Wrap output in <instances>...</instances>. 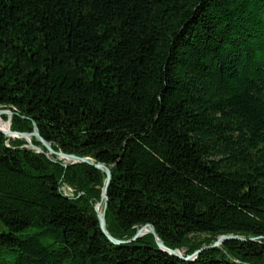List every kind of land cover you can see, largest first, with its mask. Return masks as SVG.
<instances>
[{
	"label": "trees",
	"instance_id": "16d2710c",
	"mask_svg": "<svg viewBox=\"0 0 264 264\" xmlns=\"http://www.w3.org/2000/svg\"><path fill=\"white\" fill-rule=\"evenodd\" d=\"M0 109L109 166L113 237L256 238L115 244L103 170L0 132V264H264V0H0Z\"/></svg>",
	"mask_w": 264,
	"mask_h": 264
},
{
	"label": "water",
	"instance_id": "95a60500",
	"mask_svg": "<svg viewBox=\"0 0 264 264\" xmlns=\"http://www.w3.org/2000/svg\"><path fill=\"white\" fill-rule=\"evenodd\" d=\"M2 115H9L11 117L13 115V113L10 110L0 109V116H2ZM0 132H2L5 135H9V136H17V137L25 138V139H27L28 142H31L32 137H36L51 153L58 154L61 157L66 158L68 161H71L72 163H87L89 165H92V166L100 169V170H103L106 174V181H105V185H104L103 190H102V199L98 203V205L96 206V211H97L98 218L100 221L101 229L106 234V236L115 244L132 242V241H135L138 238L142 237L143 235L150 233V234L155 236L156 242L162 250L167 251L170 254L178 256V257L183 258L185 260H194L203 250L208 249V248L218 247L220 244H222L223 242H225L227 240H244L245 241V240H255L256 239V238L247 239V238L237 236V235H222L212 245L204 246L201 249L194 252L193 254L187 255V256H184L183 251L180 249H173V248L168 247L163 242V240L159 237L155 227L152 224H146V225L142 226L138 230L136 235L133 237V239H131V240H127V241L126 240H119V239L113 237L107 229L106 211L108 208V188H109V185H110L111 179H112V171L109 168V166H107L106 164L101 163V162H96L89 157H81V156H78L75 154H67V153H64L62 151H59V152L55 151L53 149L51 143L48 142L47 140H45L41 136L37 126H35V128L32 132H17V131H13L11 129L3 130L1 128H0ZM34 147L38 152L45 153V151L43 149H41L40 147H38V146H34ZM101 207H102V209H101Z\"/></svg>",
	"mask_w": 264,
	"mask_h": 264
},
{
	"label": "rangeland",
	"instance_id": "374dc122",
	"mask_svg": "<svg viewBox=\"0 0 264 264\" xmlns=\"http://www.w3.org/2000/svg\"><path fill=\"white\" fill-rule=\"evenodd\" d=\"M3 116H7L9 119H12V116L10 117L9 115H2V116H0V117H2L3 118ZM4 119V118H3ZM9 119L8 120H5V121H8L10 124H11V122L9 121ZM12 130V129H11ZM14 131V130H13ZM18 132V131H17ZM7 136H9V135H7ZM10 137H12L13 139L14 138H20V139H25V138H22V137H17V136H10ZM36 137H32L31 138V142H28L27 141V139H25V141L27 142V144L29 145V146H31V147H33V148H35L34 146H35V142L33 141V139H35ZM37 139V138H36ZM43 145V144H42ZM44 146V145H43ZM38 147H40L41 149H43L41 146H38ZM44 150V149H43ZM45 151V150H44ZM46 153L49 155V156H51V157H53V158H55L56 159V161H65L66 163L67 162H70V161H68L66 158H64V157H61L60 155H58V154H55V153H51V152H49L48 151V149L46 148ZM56 151V150H55ZM57 152H59V151H57ZM69 193H71V195L72 194H74V189L72 188V187H70V186H65L64 187ZM103 190V189H102ZM99 203V202H98ZM98 203L95 205V209H96V206L98 205ZM101 209H102V207H101ZM228 235H231V234H228ZM222 236V235H221ZM221 236H219V237H221ZM219 237H218V239H219ZM210 238V236L209 235H205V234H198V235H192L191 236V242H192V244H196V243H198V242H201V241H205V240H207V239H209ZM217 239V240H218ZM216 240V241H217ZM215 241V242H216ZM214 242V243H215ZM223 244V243H222ZM222 244H220L219 245V247H222ZM204 247V246H203ZM187 249L186 248H184L182 251H183V253L186 251Z\"/></svg>",
	"mask_w": 264,
	"mask_h": 264
},
{
	"label": "bare ground",
	"instance_id": "6f19581e",
	"mask_svg": "<svg viewBox=\"0 0 264 264\" xmlns=\"http://www.w3.org/2000/svg\"><path fill=\"white\" fill-rule=\"evenodd\" d=\"M9 121H10V119H9ZM0 126L2 127L3 130L11 129V124L8 121L3 120L2 117H0Z\"/></svg>",
	"mask_w": 264,
	"mask_h": 264
}]
</instances>
